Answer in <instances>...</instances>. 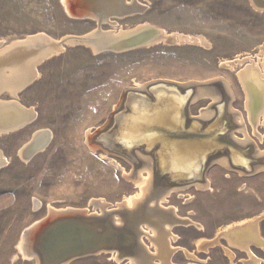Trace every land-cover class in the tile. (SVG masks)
Instances as JSON below:
<instances>
[{
	"label": "rangeland",
	"instance_id": "obj_1",
	"mask_svg": "<svg viewBox=\"0 0 264 264\" xmlns=\"http://www.w3.org/2000/svg\"><path fill=\"white\" fill-rule=\"evenodd\" d=\"M137 1L145 6L141 15L115 16L110 18L115 23H102L98 29L96 19L69 16L62 0H0V51L38 34L61 42L67 36H116L141 25L173 39L154 40L127 50L94 51L91 45L66 43L57 53L32 65L35 75L16 97L8 89L0 92V100L16 101L35 112L30 123L0 133V152L5 158L0 166V264L37 262L21 254L18 245L23 234L52 211H78L85 218L121 210L138 216L149 208V195L140 199L143 201L136 200L141 205L131 208L133 213L123 208L125 201L139 192L128 160L116 158V166L86 146L88 137L106 123L126 88L161 79L197 85L225 83L233 95L230 107L239 113L242 123L235 137L255 142L264 152V117L259 115L255 124L249 120L240 79L253 65L264 82V11L255 9L251 0ZM180 36L188 39L179 40ZM12 53L1 55L0 61L11 58ZM3 73L8 76L10 70ZM205 98L193 101V116L210 107L211 99ZM40 130L50 132L47 147L21 155L19 150ZM206 175L210 187L174 192L161 204L160 210L173 209L177 217L187 219V223L169 228L165 244L168 261L264 264V246L250 239L237 243L238 227L243 222L253 224L252 238L264 243V168L244 177L214 164ZM112 215L107 213L104 218L112 219ZM140 225L145 231L142 243L157 255L153 231ZM115 256L99 253L67 264H130ZM149 262L160 260L154 256Z\"/></svg>",
	"mask_w": 264,
	"mask_h": 264
},
{
	"label": "bare ground",
	"instance_id": "obj_2",
	"mask_svg": "<svg viewBox=\"0 0 264 264\" xmlns=\"http://www.w3.org/2000/svg\"><path fill=\"white\" fill-rule=\"evenodd\" d=\"M255 1L259 5L264 4V0H255ZM62 3L66 11L68 12L67 9L70 7L69 5H72L71 4L72 0H62ZM82 8L85 9L87 8V6H83ZM143 8H145V6L142 3H139L137 0L136 1L133 0L132 2H128L127 0H100L99 2L91 6L92 11H89V13L87 12L86 13H78V12L73 13L71 11L68 13L71 16L76 15V17L77 16H82V17L88 16V18L96 19L98 22V25H101L102 23H111V24L115 23L114 21L110 20V18L112 19L115 16L121 18L124 15H127V16L131 14L141 15L142 12L144 11ZM141 28L144 30L142 31ZM101 32L99 31V33ZM99 37L96 36L95 34L85 35V36H80V37H78V35L71 36V37L67 36V37H64L62 41L64 40L66 41V43H75L77 41L78 43V41L82 40L83 38H86V39H89V44L91 45L92 49H94V51H97L99 49H103L107 47H117V46L119 47V46H127L131 43H136V44L140 42L142 43L144 40H146L144 41V43H149L154 40H160V39L164 41L173 40L171 37L169 38L168 36H165L158 30L156 29L153 30L151 28L146 29V26H143V25L138 26L137 29H133L128 32L126 30V32L120 33L119 35H116V36L112 35V33H105V34L103 33V34H99ZM180 39L182 40L188 39V37L180 36L179 40ZM191 40H196V39L191 38ZM62 48L63 46L61 45L59 40L56 41L43 34H38L36 36H30L26 40L14 43V45L12 44L7 49L0 51V56L8 53L9 51L15 52V53H12L11 58L9 57L6 60L0 61V66H1L0 67V92L3 89H8L10 93L16 97L17 92L20 91L23 87H25L34 77L35 75V69L33 67L34 64H37L42 59H45L46 57H49L57 53ZM5 69L10 70V75L7 76L3 73ZM257 73L258 71L252 65L251 67H249V69H247L245 72L240 74L241 75L240 79L242 82L243 91H244L245 99H246V102H245L246 111L248 112L247 114L249 115L248 117L249 120L254 121V124L256 121L255 119H257L259 115H262V114L264 115V82L259 79V75L257 76ZM180 84L194 85V87H196V94H195L193 101H195L199 97H204V98L207 97V99L208 98L211 99L212 102L209 105L210 107L202 111L200 115H198L199 118H211L215 116V114H218L217 120L219 118L217 122L218 124L216 126L217 128L216 131L207 132L206 134H199V135H197L198 133L196 132V134H193V133L191 135L187 134L185 135V137L190 138V140H192V138H196V140L201 139L202 147H211V146H214L215 143L219 144L220 146V143L218 142V141H221L220 137L228 139V135L223 134L221 136L215 137V134L220 132V130L225 125L226 127H228V124H231L230 122L236 121L240 127V129L238 128L239 131L242 130L241 128L242 123L241 121H239L240 119L238 120L237 118V115L239 113L238 114L235 113L230 107L231 106L230 104H228L229 106L227 109L226 108L224 109V106H218L217 109L214 108V104L219 102L222 99L223 94L229 95L230 97L233 96L231 95L230 89L226 87L225 83L213 82L208 85L207 84L197 85L194 82V83H180ZM126 90L123 92V94L121 93L118 99L119 104L117 102L112 112L114 110L116 112L117 109L119 108V110H121V113H124L130 107L129 111L125 113L124 116L119 117L118 120L116 119L115 121L114 120L111 121L109 127H107V124L110 122L109 118H110V115L112 114L111 112L110 115L108 116V119L106 120V123L103 126L101 127L99 126L100 128L96 130V132H94L92 136L87 135L89 137L86 141L87 142L86 146L89 148L90 151L94 153L96 151L100 152L101 156H103L104 158L110 159L111 162H113L116 166H119V164L116 161V158H119V156L124 155L122 157H124L125 160L128 159L129 162L127 163L130 164L133 169V170L131 169L132 172H129V173L132 174L134 179L135 177L137 178L133 180L135 182L136 187L139 189V192L135 194V196L128 198L123 204V208L129 209L127 212H130L135 207H139L141 205V202L137 204L136 200L143 201L146 197H148V195L150 196L148 200L149 208H145V210L141 211L138 214V216H136L135 214L131 215L128 213L127 214L122 213L123 210H121V212L118 214L114 213L112 215V220L118 222L117 224L119 225L121 224L124 225L125 222L132 221V222H137V224L139 225L143 223V225L150 227V229L153 231L152 232L153 235L151 239L154 242V244L157 246V255L152 254L148 249H146L144 244L141 241V247H140L141 257L138 256L140 258L138 257L131 258L130 256H127L128 257L127 260L130 262V264H149L150 263L149 260L153 259V257L155 256V257H159V260H160V262H157L156 264H172L170 261H168V258H167V253H166L167 247L165 246L166 236L167 234H169L168 233V231H170L169 228H171L173 225L175 226V224L185 223L187 219L183 220L182 218H179V216L177 217L176 214H174L175 210L173 211V209L160 210V209H163L161 208V204L164 201H166V198L169 194H172L174 192H179L181 190H186L190 187L198 188V190L199 188L203 189L205 187H210L209 182L206 181V184L204 185L198 183V184H194L193 186L182 187V188H177L173 190H167L165 188L169 185L171 179L174 178V175L178 173V172L170 171L169 175H167L166 178H162L163 182H161L160 184L161 187L157 188V186H155V182H154V169H155L154 166H155V159H156V156L154 155L155 153L154 152H151V153L143 152L142 149H144V144L140 147V144H142V142L146 143L148 141V139L146 138L141 139L142 137L141 134L143 133V131H145V125H146L145 121L144 123H141V124L137 122L140 119L144 120V113L142 112L141 109H139L140 107L132 106V104H134L135 106V104L137 103V99L131 98L129 105L127 103L126 104L123 103L124 102L123 97H124V93H126ZM154 96L156 95L154 94ZM135 97L138 98V102L140 106H142L141 105L142 98L139 96H135ZM166 101L170 103L171 97L170 99L168 98ZM155 106H158V104H155ZM172 108L168 109L165 105L161 109V112L160 110H158V111H152V113L154 114L153 115L154 117L156 115L166 114L168 119H171L172 121L173 120L180 121V116H179L180 110L179 109L177 110L176 108H173V109ZM133 110L134 112L137 111V114L136 113L132 114ZM263 115L262 117H264ZM34 116H35V112L33 111V109L31 110L30 108L29 109L23 108L18 103H16V101H13V100L9 102L0 100V133L2 132L6 133L9 131L19 129L23 127L24 125H26L27 123H30V121L33 120ZM160 122L161 120L157 118V120L154 123V126L156 127V129L159 126ZM187 124H190V122H188ZM203 125L200 126L201 130H204ZM187 126L188 125H186V127ZM164 128L166 127L164 126L163 129ZM167 130H170V128L169 129L167 128ZM98 133L103 134V135H100V138L98 137L95 138L96 140L98 139L97 141H99L97 144L96 140L92 141V138L94 137V135ZM232 134L234 135V133ZM230 136L232 137L231 134ZM50 139H51V136H50L49 131H44V130L37 131L35 132V134H33V137L31 138V140L27 144H25L19 150V152L21 155L29 156V155H32L33 152L36 153L38 151H42L43 149H45V147H47ZM232 139H228V140L230 141ZM237 139L240 140L239 138ZM188 142H193V141H188ZM240 143L244 145V144L251 143V141H249L246 138V140H240ZM216 150L217 152H215ZM262 151L258 150L259 152L258 154L264 155V152ZM157 152H159V150ZM204 152L206 151L204 150ZM213 152L215 153L212 154L211 160L219 156L221 153L223 154L225 153V151L223 152L218 151V149H215ZM200 154H206V153H200ZM214 154H217V155L215 156ZM200 158L201 157H197V159H194V157H191V159H189L190 161H188L189 163L187 164V166H185L187 169L186 171L188 172L189 170V172H193V171L199 170L201 166L205 165L206 162H203L198 167H194V164L196 163L198 164V159ZM135 159H137L138 161H136ZM178 162L179 160L177 159V156L176 157L173 156L169 158L167 162L165 161L164 163L166 164L167 167H172V166H176ZM4 164H5V158L0 152V166H3ZM214 164L216 166L218 164L221 165L222 167L224 166V168H226L230 172L239 174L244 177L254 176L255 174L259 172V170L264 168V166H259L255 173L243 174V173L229 169V166H227V164L224 161L215 162ZM211 167L208 168L207 172L211 169ZM205 179L207 180V175H205ZM141 198H144V199L140 200ZM154 204H156L155 206L158 207V210L154 209L155 208ZM107 213L108 211L102 213V216L99 219H104V216ZM130 213H133V212H130ZM123 214L125 215L123 216ZM65 215L66 216H69V215L76 216L78 218L84 219V221L88 219L87 217L84 218V217L79 216L78 212H73V211L66 210V211L50 212L44 221H42L40 224L33 225L29 230H27L23 234V236L21 237V241L18 245L19 249L21 250V254L23 253L25 256H27V258H30V259L33 258L34 261L35 260L37 261L36 262L37 264H47L45 263L46 252H48L49 257L51 258L55 256L56 260H58L60 257L62 258L64 254L72 253L70 251L69 252L65 251L63 253L64 249L61 248L59 244H60V241H62L63 239L68 241L69 243L76 242V237L77 235L80 234V231L76 227L63 226L65 227L64 229L62 227L58 229L59 231H57V229L54 230L57 232L55 233L54 237H52V240L49 245L48 244L46 245L45 243L46 240L44 239V236L41 237V234L43 233V230H44L43 225L45 223L55 218L65 216ZM120 218H122V222H119ZM243 224L244 225H242V227H238L239 229H241V231L240 233H238L240 235L237 234L238 235L237 243L239 242L243 243L245 240L250 239V242H254L260 247L264 246V243L261 242L262 241L261 239H259L258 237L252 238V236L255 235L253 231V229H255L253 228L254 225L253 224L245 225L246 223L244 222ZM235 226H237V224ZM142 228L143 227H140L139 229H140L141 234L143 235L145 234V231H143ZM132 233H134V230H132ZM235 233L236 232H234V234ZM220 234L221 233H219V235ZM110 253L115 254L116 255L115 257L117 258V260H122L121 256L124 257L125 255L124 252L122 251L121 252H110ZM128 253H131L133 255H140L137 253L134 254V251L128 252Z\"/></svg>",
	"mask_w": 264,
	"mask_h": 264
},
{
	"label": "water",
	"instance_id": "obj_3",
	"mask_svg": "<svg viewBox=\"0 0 264 264\" xmlns=\"http://www.w3.org/2000/svg\"><path fill=\"white\" fill-rule=\"evenodd\" d=\"M99 1L100 0H72V5H69L70 7L67 10L68 12L71 11L73 13H89V11H92L91 6ZM250 2L253 4V6H255V9L257 8L258 10L264 11V4L259 5L256 3L255 0H251ZM83 6H87V8L83 9ZM64 10L68 14L66 9ZM72 17L76 18V15H72ZM77 18L81 17L77 16ZM87 18L88 16L83 17L82 19ZM100 26L101 25H97L98 29L100 28ZM144 41L142 43H131L127 46L107 47L105 49L127 50L138 46L146 45ZM60 43L63 46L64 44H66V41L63 40ZM73 44L90 45L89 39L86 38H83L82 40L78 41V43L76 41ZM126 89V93H124L123 97L124 102L123 100L122 102L124 104L127 103L129 105L131 98L137 99V103L135 104V106L134 104H132V106L140 107L139 109H141L144 113V120L140 119L137 122L141 124L145 121V131H143V133L141 134V139L146 138L148 139V141L146 143L142 142V144H140V147L144 144V149H142L143 152L155 153L154 155L156 156V159L154 166V182L157 188L161 187L160 184L161 182H163L162 178H166L167 175H169L170 171L178 173L174 175V178L171 179L169 185L165 188L167 190L193 186L194 184L198 183L202 185L206 184L207 180L205 179V175L207 174L208 168H210L215 162L219 161H224L227 166H229V169L243 174L254 173L259 166H264V155L258 154L259 152L256 145L253 142L242 145L240 143V140L235 138V136L232 134L239 128V125L236 121L230 122L228 120L231 124H228V127H226L225 125L220 130V132L215 134V137L227 134L228 139L233 138L232 140H234L229 141L227 138L220 137L221 141H218L220 143V146L219 144L215 143L214 146L211 147H202L201 139L196 140V138H192V140H190V138L185 137V135L187 134H196V132L198 133L197 135L206 134L207 132H214L217 129L216 126L219 120V118L217 120L218 114H215V116L211 118H199V116H193L191 114L190 106L193 103L196 94V87H194V85H183L180 84V82H175L171 80H155L150 81L144 84L143 86ZM154 94L156 96H154ZM135 96H139L142 98V106H140L138 98H136ZM170 97L171 102L169 103L166 100L168 98L170 99ZM231 102V97L229 95L223 94L222 99L214 104V108L217 109L218 106H224V109H227L229 106L228 104H231ZM155 104H158V106H155ZM165 105L168 109L173 107L177 110H180V121H172L171 119L167 118L166 114L156 115L155 117L153 116L154 114L152 113V111L160 110L161 112V109ZM129 109L126 110L124 113H121V110H119L118 108L116 112L114 110L111 115L109 114L110 122L107 124V127H109L111 121H115L116 119L118 120L119 117L124 116L125 113L129 111ZM134 110L132 111V114H137V111L134 112ZM157 118L161 120V122L156 129L154 123ZM188 122H190V124H187ZM186 125L188 126L186 127ZM201 125H203L204 130L200 129ZM164 126L166 128L163 129ZM167 128H170V130H167ZM230 134L232 135V137L230 136ZM100 135L103 134L98 133L94 135L92 141L96 140L95 138L97 137L100 138ZM97 140L96 142L98 144L99 141ZM215 149H218V151L222 152L225 151V153H221L219 156L211 160L212 154L217 152V150L213 152ZM158 150L159 152H157ZM204 150L206 152H204ZM214 155L216 156L217 154ZM122 156L124 155H121L119 157ZM173 156H177V159L179 160L178 164L176 166L167 167L164 162H167L169 158ZM191 157H194V159H197V157H201L200 159H198V164H194V167H198L203 162L206 163L205 165L201 166L199 170L193 172H189L188 170L187 172L185 166H187V164L189 163L188 161H190L189 159H191ZM135 160L138 161L137 159ZM108 213L118 214L120 212ZM84 214L81 213V215ZM101 216L102 215L87 216L89 219H93V221H84V219L78 218L76 216L65 215L45 223L43 225L44 230L41 234V237L44 236V239L46 240V245L50 244L52 237H54L55 233L59 231L58 229L62 228L63 226L76 227L80 231V234L76 237V242L69 243L64 239L60 241L59 246L64 249L63 253L65 251H70L72 253L64 254L62 258L60 257L58 260H56L55 256L51 258L49 257L48 252H46L45 263L67 264L68 262H72V260L89 255L121 251L125 254L124 257L121 256L123 260H127V256H130L131 258L138 256L141 257L140 247L142 234L139 229V224H137V222L128 221L125 222L124 225H119L116 221H113L108 217H105L104 219H99ZM64 228L65 227H63V229ZM56 229L57 231H54ZM132 230H134V233H132ZM240 230H238V232ZM133 251L134 254L137 253L140 255H133L131 253H128Z\"/></svg>",
	"mask_w": 264,
	"mask_h": 264
}]
</instances>
